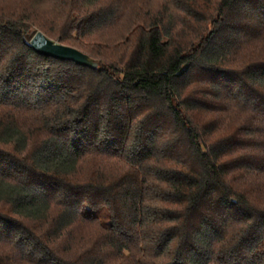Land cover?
<instances>
[{
  "label": "trees",
  "instance_id": "trees-1",
  "mask_svg": "<svg viewBox=\"0 0 264 264\" xmlns=\"http://www.w3.org/2000/svg\"><path fill=\"white\" fill-rule=\"evenodd\" d=\"M47 1L0 0V264H264V0H170L118 60L73 36L124 7Z\"/></svg>",
  "mask_w": 264,
  "mask_h": 264
},
{
  "label": "rangeland",
  "instance_id": "rangeland-1",
  "mask_svg": "<svg viewBox=\"0 0 264 264\" xmlns=\"http://www.w3.org/2000/svg\"><path fill=\"white\" fill-rule=\"evenodd\" d=\"M4 1L8 7L10 6V7L22 8V7L27 5L26 0H4ZM35 1H37V0H35ZM112 1H116L117 7H120V9H123V7L125 8L124 14L122 15V17H120V19L117 20V23H115L113 26H111L108 29L102 30L101 33L98 35L93 34V35L88 36V37L85 36L84 38H80V33H77V34L75 33L73 36L74 37L73 39L76 41V43H81L82 45L87 47V49H89V50L95 49V51L101 52V51H105V49H110V55L113 57H115L117 55V60L122 55L121 51L124 52L127 49L129 50L130 49L129 47H131L129 44H121V43L124 40H126L127 37L129 36L128 31L130 30V28H132L134 25L135 26L139 25L137 20H139L140 22L142 21L141 18L136 19L137 16L140 14L141 15H147V13L157 14L159 12H162L165 9V7H170V4H172L170 2V0H106L104 2V4H108ZM32 3L37 9H41V12H43V13H46V12L51 13L52 12V9H53L52 2H48L46 0V2L41 4V5L36 4V2L35 3L32 2ZM119 5H121V6H119ZM142 17H144V16H142ZM101 36L106 37V39L111 38V40L117 38V42H115L116 41L115 40L114 43H109L108 42L109 39L106 42L102 39L103 37H101ZM33 37H32V39H33ZM50 40H52L56 44L79 50L77 48L76 44H72V45L63 44L56 37L51 38ZM116 43L120 46L117 47V51H114L112 48L116 45ZM82 50H85V49H82ZM87 52H89V51H87V50L84 51L85 54L91 56V58H93L96 62L100 61V59L95 54L90 55V53H87ZM125 54H124V56H125ZM3 149L5 151H11L10 147H5ZM8 249H12V248L9 247Z\"/></svg>",
  "mask_w": 264,
  "mask_h": 264
},
{
  "label": "water",
  "instance_id": "water-1",
  "mask_svg": "<svg viewBox=\"0 0 264 264\" xmlns=\"http://www.w3.org/2000/svg\"><path fill=\"white\" fill-rule=\"evenodd\" d=\"M30 47L36 54L49 59L74 63L77 66L89 68L91 70H97L98 68V63L88 55L74 48L56 44L42 32H38L33 37Z\"/></svg>",
  "mask_w": 264,
  "mask_h": 264
}]
</instances>
